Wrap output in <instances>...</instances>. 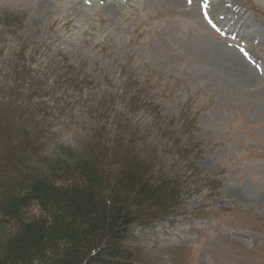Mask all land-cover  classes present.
<instances>
[{
  "label": "rangeland",
  "instance_id": "rangeland-1",
  "mask_svg": "<svg viewBox=\"0 0 264 264\" xmlns=\"http://www.w3.org/2000/svg\"><path fill=\"white\" fill-rule=\"evenodd\" d=\"M23 65L16 105L80 117L126 93L133 113L117 100L109 126L129 123L161 159L162 131L195 127L191 162L214 194L201 187L176 217L133 224V264H264V0H0V98ZM56 122L73 140L76 125Z\"/></svg>",
  "mask_w": 264,
  "mask_h": 264
},
{
  "label": "trees",
  "instance_id": "trees-1",
  "mask_svg": "<svg viewBox=\"0 0 264 264\" xmlns=\"http://www.w3.org/2000/svg\"><path fill=\"white\" fill-rule=\"evenodd\" d=\"M29 70L15 67L14 89L0 98V264L140 263L123 244L133 224L176 217L201 187L214 194L217 181L202 180L191 162L200 154L194 126L188 134L162 131L172 150L161 159L155 145L129 132V123L109 126L117 100L129 108L120 116L133 113L126 93L103 97L101 114L80 117L66 107L58 111L63 117H46L44 103L27 98L16 105L11 96L23 98ZM54 121L76 125L73 140L59 139Z\"/></svg>",
  "mask_w": 264,
  "mask_h": 264
}]
</instances>
